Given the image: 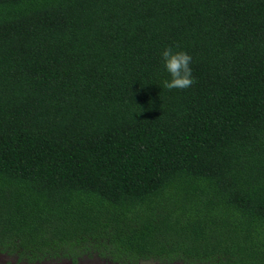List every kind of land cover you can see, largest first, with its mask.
<instances>
[{
    "label": "trees",
    "instance_id": "obj_1",
    "mask_svg": "<svg viewBox=\"0 0 264 264\" xmlns=\"http://www.w3.org/2000/svg\"><path fill=\"white\" fill-rule=\"evenodd\" d=\"M1 257L264 264V0H0Z\"/></svg>",
    "mask_w": 264,
    "mask_h": 264
},
{
    "label": "clouds",
    "instance_id": "obj_2",
    "mask_svg": "<svg viewBox=\"0 0 264 264\" xmlns=\"http://www.w3.org/2000/svg\"><path fill=\"white\" fill-rule=\"evenodd\" d=\"M163 67L170 75V79L162 82L168 90L187 89L192 86V70L190 63L192 57L184 51L173 52L172 48H165L161 53Z\"/></svg>",
    "mask_w": 264,
    "mask_h": 264
},
{
    "label": "rangeland",
    "instance_id": "obj_3",
    "mask_svg": "<svg viewBox=\"0 0 264 264\" xmlns=\"http://www.w3.org/2000/svg\"><path fill=\"white\" fill-rule=\"evenodd\" d=\"M0 264H16L15 261L13 260H10V259H7V258H4V257H1L0 258ZM35 264H72L68 261H44V262H38V263H35ZM74 264H107L105 263L104 261L98 259V258H81L79 260L76 261V263ZM143 264H155V263H147V262H144Z\"/></svg>",
    "mask_w": 264,
    "mask_h": 264
}]
</instances>
